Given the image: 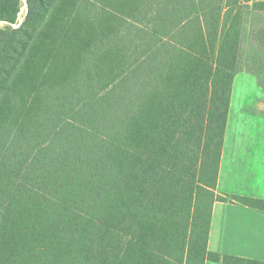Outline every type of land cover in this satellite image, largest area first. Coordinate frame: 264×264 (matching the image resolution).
<instances>
[{"label":"trees","instance_id":"trees-1","mask_svg":"<svg viewBox=\"0 0 264 264\" xmlns=\"http://www.w3.org/2000/svg\"><path fill=\"white\" fill-rule=\"evenodd\" d=\"M248 5L25 0L0 28V264H264L207 247L214 202L264 210L216 192Z\"/></svg>","mask_w":264,"mask_h":264},{"label":"crops","instance_id":"crops-1","mask_svg":"<svg viewBox=\"0 0 264 264\" xmlns=\"http://www.w3.org/2000/svg\"><path fill=\"white\" fill-rule=\"evenodd\" d=\"M229 119L228 113L217 190L230 195L264 197V123H235ZM207 247L221 256L264 262V210L229 201L214 202ZM204 264L227 263L206 260Z\"/></svg>","mask_w":264,"mask_h":264},{"label":"rangeland","instance_id":"rangeland-1","mask_svg":"<svg viewBox=\"0 0 264 264\" xmlns=\"http://www.w3.org/2000/svg\"><path fill=\"white\" fill-rule=\"evenodd\" d=\"M252 1L260 0H249L248 8L243 14L238 59L228 107L229 121L235 123L248 120L264 123V9H261L260 5L253 6ZM25 12V0H22L16 21L12 24L0 22V28L17 27L23 20ZM216 192L223 194L217 187ZM248 197L264 200V197ZM184 217L185 213H182L176 219L181 230L185 229L186 225Z\"/></svg>","mask_w":264,"mask_h":264}]
</instances>
